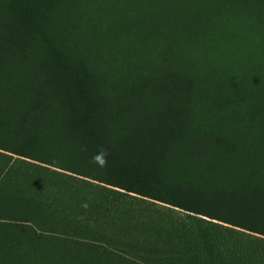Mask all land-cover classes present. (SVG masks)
<instances>
[{"label":"rangeland","instance_id":"obj_1","mask_svg":"<svg viewBox=\"0 0 264 264\" xmlns=\"http://www.w3.org/2000/svg\"><path fill=\"white\" fill-rule=\"evenodd\" d=\"M0 264H264V0H0Z\"/></svg>","mask_w":264,"mask_h":264},{"label":"clouds","instance_id":"obj_2","mask_svg":"<svg viewBox=\"0 0 264 264\" xmlns=\"http://www.w3.org/2000/svg\"><path fill=\"white\" fill-rule=\"evenodd\" d=\"M105 153L101 152L98 155L93 157V160L95 162H99L100 165H104L106 163V160L104 159Z\"/></svg>","mask_w":264,"mask_h":264}]
</instances>
